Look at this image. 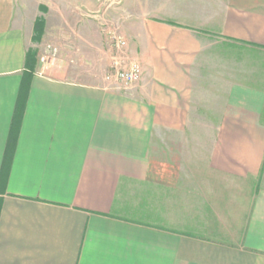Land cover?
<instances>
[{
  "label": "crops",
  "instance_id": "1",
  "mask_svg": "<svg viewBox=\"0 0 264 264\" xmlns=\"http://www.w3.org/2000/svg\"><path fill=\"white\" fill-rule=\"evenodd\" d=\"M0 264H264V0H0Z\"/></svg>",
  "mask_w": 264,
  "mask_h": 264
},
{
  "label": "built area",
  "instance_id": "2",
  "mask_svg": "<svg viewBox=\"0 0 264 264\" xmlns=\"http://www.w3.org/2000/svg\"><path fill=\"white\" fill-rule=\"evenodd\" d=\"M113 54L111 57L110 68L105 76V81L114 84L117 89L130 88L135 86L141 77V66L137 61L125 63L122 53L126 48V41L112 35L110 39ZM56 56V49L47 47L46 54L41 57V62L46 64Z\"/></svg>",
  "mask_w": 264,
  "mask_h": 264
},
{
  "label": "rangeland",
  "instance_id": "3",
  "mask_svg": "<svg viewBox=\"0 0 264 264\" xmlns=\"http://www.w3.org/2000/svg\"><path fill=\"white\" fill-rule=\"evenodd\" d=\"M108 43H109V46H111L110 41ZM70 44L71 46L66 48L65 51L66 50L71 51L72 53L75 54V57L72 59L76 63L78 62L80 64H85L87 66L88 75L97 76V77L104 76V74L106 73V65L108 64L109 61L111 62V58L109 56V51H108L109 48H108L107 43L106 45H104L103 48L101 47V49L90 46L89 42L88 44H83L80 42H73V43L71 42ZM48 46L56 48L55 47L56 45H54L52 42H45L43 45L39 47L40 54L45 55ZM108 68H110V63H109Z\"/></svg>",
  "mask_w": 264,
  "mask_h": 264
},
{
  "label": "trees",
  "instance_id": "4",
  "mask_svg": "<svg viewBox=\"0 0 264 264\" xmlns=\"http://www.w3.org/2000/svg\"><path fill=\"white\" fill-rule=\"evenodd\" d=\"M42 26H43V25H42L41 22H38V23L36 24V32L38 31V35L41 33V29H42L41 27H42ZM39 28H40V29H39ZM31 56H32L31 54L28 55V59H27L28 61H27V63L30 62L29 60H30ZM27 63H26V64H27Z\"/></svg>",
  "mask_w": 264,
  "mask_h": 264
}]
</instances>
